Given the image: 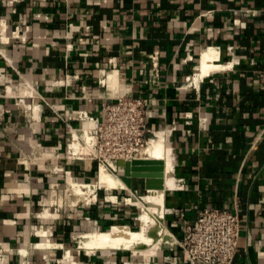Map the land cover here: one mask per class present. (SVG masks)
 I'll list each match as a JSON object with an SVG mask.
<instances>
[{"label":"crops","instance_id":"crops-1","mask_svg":"<svg viewBox=\"0 0 264 264\" xmlns=\"http://www.w3.org/2000/svg\"><path fill=\"white\" fill-rule=\"evenodd\" d=\"M210 50L217 68L198 77ZM128 91L146 99L150 129L165 130L173 150L178 187L167 192L164 218L172 239L203 208H228L240 219L233 264H264V0H0L8 264H194L177 245L148 258L76 247L77 236L136 218L117 199L138 190L139 178L101 187L93 204L61 206L57 193V167L97 179L95 165L69 156L71 127L87 126L78 113L103 117V102Z\"/></svg>","mask_w":264,"mask_h":264},{"label":"built area","instance_id":"built-area-1","mask_svg":"<svg viewBox=\"0 0 264 264\" xmlns=\"http://www.w3.org/2000/svg\"><path fill=\"white\" fill-rule=\"evenodd\" d=\"M152 57L155 59L154 67L156 68L151 74L158 76V52H155ZM108 76L106 74L100 78V84L106 85L104 80ZM146 104L145 98L136 97L128 91L107 98L103 102V117H95L81 110L78 116L89 127L86 128L85 125L78 128L71 127L72 136L67 144L70 158L85 160L95 165L97 174L100 168H105L114 174L121 175L124 169L123 163L136 158L151 138L149 134L155 135V131L148 125ZM76 132L89 134V140H84L82 137L79 139L81 148L77 151L70 146ZM56 171H64L67 178L70 175L73 176L72 171L64 167H57ZM73 178L78 180L75 176ZM87 183L95 184L96 182ZM101 187L95 186L93 192L79 195L83 197V203L96 202L98 190ZM55 205L56 209L60 210L59 205ZM239 233L240 219L237 212L228 208L210 206L200 210L193 222L185 221L182 238L166 245L179 246L185 262L233 264L239 245ZM8 262L9 252L5 250L3 242H0V264H8Z\"/></svg>","mask_w":264,"mask_h":264},{"label":"bare ground","instance_id":"bare-ground-1","mask_svg":"<svg viewBox=\"0 0 264 264\" xmlns=\"http://www.w3.org/2000/svg\"><path fill=\"white\" fill-rule=\"evenodd\" d=\"M216 58L217 54L213 50L202 54L198 77H203L209 74L215 67L217 68L215 62ZM104 82L107 83L106 78ZM88 127L89 126L87 125L86 128ZM167 136L165 130L156 132L155 136L150 138V141H148L144 149H142L136 157L137 159L142 160L162 162L163 165V170L161 172H158V170H149L150 173L147 174V179L150 181V185L154 182L160 181V178H162V181H160L162 187L159 188V186L156 187L152 185L144 193L147 203L143 208V212L139 216V220H141L140 227L138 229H132L128 225L114 223L105 231H92L87 234L82 233L83 235L80 236L84 238V240H82L81 247L87 250L96 249L103 252H108L112 249H130L133 250L134 256H148L155 254L157 250L159 251L161 248V242H164L165 245L173 240L171 232L166 230L163 222L166 212L167 192L178 187L173 151L168 142ZM74 137L75 139L71 141L70 146L75 151L81 148V142L79 140L81 137L84 140H89L88 133L82 134L76 132ZM138 172L145 173L147 171L143 167L142 169H139ZM95 182V184H93L78 181L70 175L68 179V187H73L72 189L77 195L91 193L94 191L95 186H105L108 190L119 187H128L127 178L123 179L121 175L114 174L105 168L99 169L97 181ZM114 197L112 199H114ZM133 197L134 196L132 195L126 197L127 202L130 203L132 200V202H134L135 199ZM68 255L71 256V253L69 252Z\"/></svg>","mask_w":264,"mask_h":264},{"label":"rangeland","instance_id":"rangeland-1","mask_svg":"<svg viewBox=\"0 0 264 264\" xmlns=\"http://www.w3.org/2000/svg\"><path fill=\"white\" fill-rule=\"evenodd\" d=\"M149 136L151 138H153L155 135L150 133ZM150 141V139H149ZM144 149V148H143ZM173 151V150H172ZM61 173L64 174V178H63V181L59 183L58 187H57V193L59 194L60 196V204L61 206H65V205H80V204H85L83 203V197L77 195L74 190L72 189L73 187H68L69 183H68V178L66 177L65 175V172L64 171H60ZM97 181V179L95 180V178L93 179L92 182H95ZM141 187L138 188V192H135V190L132 192V191H128L126 192L125 194L122 193L121 194V197L118 200V202H121V203H124L126 204L127 206H130L134 212V216L136 217L134 220H133V224H131V228L132 229H138L140 227V223H141V220H139V216L140 214L143 212V208L145 207L146 205V199H145V192L148 188H145V185H144V182L141 183ZM105 188V187H103ZM107 189V188H106ZM100 190V188H99ZM108 191H111L108 190ZM109 195H112L111 192H109ZM134 196L133 198L135 199L134 202H130L128 203L127 200H125L126 197H129V196ZM59 204V202H57ZM93 204V203H92ZM166 204H167V201H166ZM61 209V208H60ZM164 222V221H163ZM165 226V225H164ZM167 231H169L167 228H166ZM170 232V231H169ZM82 240H84V238L82 237H79L77 236L76 238V247L77 248H81L80 250H85L86 252H95V251H98L96 249H93V250H87L83 247H81L82 245ZM174 240H172L171 242H173ZM170 242V243H171ZM170 243H167L168 245H170ZM166 245V244H165ZM164 245V242H161V247L162 246H165ZM140 249V248H139ZM123 250V249H122ZM122 250H117V251H122ZM125 251L126 253L128 252L129 255H133V250H123ZM144 251V249H143ZM158 252V250L155 252V254ZM141 255V254H140ZM149 256L151 255H148V256H145V255H141V256H135L137 258H148Z\"/></svg>","mask_w":264,"mask_h":264},{"label":"water","instance_id":"water-1","mask_svg":"<svg viewBox=\"0 0 264 264\" xmlns=\"http://www.w3.org/2000/svg\"><path fill=\"white\" fill-rule=\"evenodd\" d=\"M143 167L144 169H146L147 172L145 173L138 172V170L142 169ZM123 168L124 169H123V173L121 174V177L123 179L127 178L128 181L127 183L130 188L133 186L134 179L136 178L143 180L145 188H149L152 185L156 187L159 186V188L162 187V183L160 182L162 181V178H160V181L154 182L152 185H150V181L147 179V174L150 173L149 170H158V172H161L163 170L162 162L134 158L133 160L124 162Z\"/></svg>","mask_w":264,"mask_h":264}]
</instances>
